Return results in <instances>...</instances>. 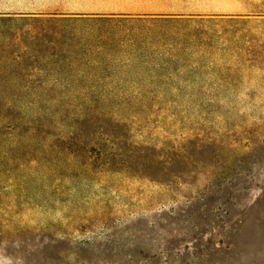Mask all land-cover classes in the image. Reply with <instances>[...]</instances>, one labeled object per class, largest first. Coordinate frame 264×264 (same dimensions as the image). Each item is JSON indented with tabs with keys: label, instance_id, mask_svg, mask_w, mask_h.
Returning <instances> with one entry per match:
<instances>
[{
	"label": "rangeland",
	"instance_id": "rangeland-1",
	"mask_svg": "<svg viewBox=\"0 0 264 264\" xmlns=\"http://www.w3.org/2000/svg\"><path fill=\"white\" fill-rule=\"evenodd\" d=\"M166 1L0 18V264H264V0Z\"/></svg>",
	"mask_w": 264,
	"mask_h": 264
},
{
	"label": "crops",
	"instance_id": "crops-1",
	"mask_svg": "<svg viewBox=\"0 0 264 264\" xmlns=\"http://www.w3.org/2000/svg\"><path fill=\"white\" fill-rule=\"evenodd\" d=\"M166 0H0V4L31 7L0 12L8 19H162L178 11L163 8Z\"/></svg>",
	"mask_w": 264,
	"mask_h": 264
},
{
	"label": "trees",
	"instance_id": "trees-1",
	"mask_svg": "<svg viewBox=\"0 0 264 264\" xmlns=\"http://www.w3.org/2000/svg\"><path fill=\"white\" fill-rule=\"evenodd\" d=\"M102 19H104V18H102ZM112 19H117V18H112ZM168 18H162V19H151V20H167ZM64 20H80V19H64ZM87 20V19H86ZM89 20H94V19H89ZM134 20H139V19H134ZM143 20H145V19H143ZM172 20V19H171ZM53 79V77H43L42 78V80H40L39 82H38V84H40L41 85V87L40 88H42L43 86H45L46 84H47V81L48 80H46V79ZM110 78V77H109ZM55 79H56V82H58L59 84H61V85H65V84H63V83H66L67 84V87L68 88H71L72 86H71V84H70V81H71V79H72V77H62V76H60V77H55ZM103 79H100V81H102ZM100 81L99 82H97V83H95V84H97V85H99L100 84ZM94 87V86H93ZM33 88H35V89H37L38 88V86H37V84L35 85V87H33ZM49 91H51L52 93L53 92H55V90H53V89H51V90H49Z\"/></svg>",
	"mask_w": 264,
	"mask_h": 264
}]
</instances>
